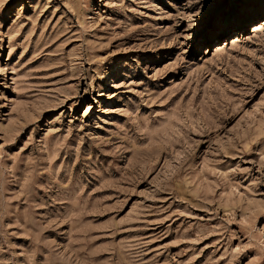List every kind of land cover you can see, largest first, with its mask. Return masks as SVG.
I'll use <instances>...</instances> for the list:
<instances>
[{"label":"rangeland","instance_id":"1","mask_svg":"<svg viewBox=\"0 0 264 264\" xmlns=\"http://www.w3.org/2000/svg\"><path fill=\"white\" fill-rule=\"evenodd\" d=\"M262 20L0 0V264H264Z\"/></svg>","mask_w":264,"mask_h":264},{"label":"snow or ice","instance_id":"2","mask_svg":"<svg viewBox=\"0 0 264 264\" xmlns=\"http://www.w3.org/2000/svg\"><path fill=\"white\" fill-rule=\"evenodd\" d=\"M261 4L264 5V0H261ZM252 6H253V0H236V7L240 10L247 9Z\"/></svg>","mask_w":264,"mask_h":264},{"label":"bare ground","instance_id":"3","mask_svg":"<svg viewBox=\"0 0 264 264\" xmlns=\"http://www.w3.org/2000/svg\"><path fill=\"white\" fill-rule=\"evenodd\" d=\"M262 21H264V20H262Z\"/></svg>","mask_w":264,"mask_h":264}]
</instances>
